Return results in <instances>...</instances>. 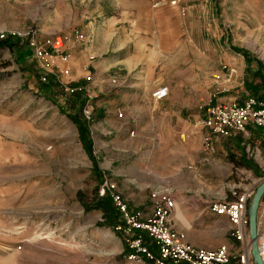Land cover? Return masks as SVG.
I'll return each mask as SVG.
<instances>
[{
  "label": "rangeland",
  "instance_id": "rangeland-1",
  "mask_svg": "<svg viewBox=\"0 0 264 264\" xmlns=\"http://www.w3.org/2000/svg\"><path fill=\"white\" fill-rule=\"evenodd\" d=\"M139 3L153 16L142 13L131 29V11ZM76 31L85 35V44ZM2 33L1 39L17 36L23 53L18 57L0 47V264H154L150 256L130 258L136 253L132 234L102 224L96 194L104 195L106 183L140 220L151 213H146L151 190L168 185L175 201V193L185 201L186 219L176 224L172 213L175 227L189 242L206 247L239 244L227 217L213 214L209 202L233 200L250 187L252 236L249 211L264 182V152L249 135L251 127L232 136L213 134L216 153L210 162L223 137L239 136L244 148L236 140L226 142L232 171L215 173L208 166V188L199 181L178 182L177 190L150 181L171 180L164 172L173 168L164 171V156H170L175 136L179 143L189 140L174 128L173 112L206 108L203 145L205 132L211 133L203 126L211 105L259 99L249 85L264 80V0H0ZM55 35L70 40L69 59L36 58L29 38ZM52 76L58 85L44 90L42 83ZM158 86L168 87L161 99L154 95ZM69 87L86 99L82 115L90 121L91 151L72 118L75 93ZM242 148L253 172L236 159ZM204 156L202 151V160L210 163ZM197 200L208 206L205 222L191 205ZM262 211L264 192L257 228Z\"/></svg>",
  "mask_w": 264,
  "mask_h": 264
},
{
  "label": "built area",
  "instance_id": "built-area-1",
  "mask_svg": "<svg viewBox=\"0 0 264 264\" xmlns=\"http://www.w3.org/2000/svg\"><path fill=\"white\" fill-rule=\"evenodd\" d=\"M76 34L77 41L85 44V35L79 31H76ZM0 36L4 37L5 34L2 33ZM69 42L70 40L62 35L45 37L41 40L35 37L29 38V46L35 57L44 61L47 60L48 55L67 61L70 57ZM43 79H46V76ZM68 89L73 92L75 87ZM167 94V86L159 87L154 93L156 99H161ZM203 124L206 130L208 127L211 129L210 134L205 132L202 145L204 159L210 162V156L216 153L213 134L232 136L239 132H247L250 125H253L258 127L264 136V101L255 96H249L241 104L211 105ZM106 189H109L107 183L102 187V195L105 194ZM251 193L252 188L247 187L240 193H234L236 196L233 200L219 198L209 202V208L213 214L227 217L231 235L239 242L238 245L222 243L215 247H206L189 242L173 223L172 213L176 208V201L172 196V188L168 185L151 190V213L148 217L142 218L141 215V220L140 214L136 215L137 219L131 217L120 194H112L122 217V221L114 228L128 235L132 234L129 241L136 253L131 254L130 258L141 260V255H146L150 256L154 264H258L255 253L264 264V211L261 212L258 221L256 237H250L248 234L247 206ZM134 229L138 234L134 232ZM144 235H147L151 243H154L153 251L150 245L146 244L147 239Z\"/></svg>",
  "mask_w": 264,
  "mask_h": 264
},
{
  "label": "crops",
  "instance_id": "crops-1",
  "mask_svg": "<svg viewBox=\"0 0 264 264\" xmlns=\"http://www.w3.org/2000/svg\"><path fill=\"white\" fill-rule=\"evenodd\" d=\"M131 12L133 13V15L130 17V20L133 21L131 23L132 25L130 26L131 29L137 28L136 23H137V20L139 19V16H141L142 13L146 17H148V14L152 15L151 11L148 10V8H146L143 3L141 4L139 3V10L137 12L135 11H131ZM126 14L128 16L131 13L128 12ZM137 25H138V28H141L139 23ZM125 28L127 29V26ZM52 60L55 61V58H52ZM56 62H59V60L56 59ZM221 79H222V75H221ZM169 93H170V89H169ZM184 110H186L185 111L186 114H182L181 113L182 110L178 109L176 113L175 112L172 113V116L176 119L174 128H176L177 131H181L182 133L183 132L188 133L187 135H188L189 140L187 142L179 143L178 140H176V136H175L173 140L176 142H175V145H173L172 149L170 150V152L172 151L170 153V156H164V163H163L164 168H165L164 171H167L169 167L173 168L172 172H169V171L164 172L166 173V175L171 174L170 175L171 180L165 176L164 178H162V180H160V182L158 181H154V182L150 181V182L156 183L154 185L170 184L173 188L177 190L176 183L178 182H183L186 180H188V182L193 181L192 185L195 184L196 186L197 182L199 181V182H203L204 184H206L208 188V168L209 167H210L209 168L210 171H214L215 173L219 171V172H222V174H225V173H229L232 171L233 164L231 160L229 159V152H228V151H231L232 149L230 148V146H228V144L226 145V142L230 140H236L237 143L235 142V144H240L241 146H242V142L239 140V136L223 137L219 142H217L218 149H217V158H215V161H212L210 163L204 162L202 160L203 129H202L200 121L206 116V113H207L206 108H203V106L201 105L199 109L195 110V105H194V106L184 107ZM250 127H251L250 129H252V131L254 132L250 131L249 135L252 138H256V140H259L256 143L260 144L264 152V137H262V135L260 134V131L255 126L250 125ZM222 143H224V145H222ZM232 146H234V144ZM243 148L241 150L237 149L235 151L236 154L239 155L238 157L236 156L237 160L243 157L248 158V154L246 151H244ZM170 158L171 160H169ZM243 166H244V171H247L248 173L249 171L253 172L254 166L250 167V166H246L245 164H243ZM205 195L206 197H208V194H205ZM194 196L197 197V193ZM198 196L203 199L202 193L199 192ZM175 198H176L177 206L173 212V219L175 223L178 224V221L182 219H186V216L184 215V207H183V204L185 203V201L182 198H180V196L178 197V193L177 194L175 193ZM191 205H193L192 207H194V209L196 210L195 213H196V216L198 217V220L203 219V222H205L207 218H205L203 214L210 213L208 211V206L205 205V202L199 203V201L197 200ZM146 207L147 206H145L144 208ZM150 209H151V206L149 205V209H148L149 211L146 213L149 214Z\"/></svg>",
  "mask_w": 264,
  "mask_h": 264
},
{
  "label": "trees",
  "instance_id": "trees-1",
  "mask_svg": "<svg viewBox=\"0 0 264 264\" xmlns=\"http://www.w3.org/2000/svg\"><path fill=\"white\" fill-rule=\"evenodd\" d=\"M0 47H7L11 51H15L18 54V57H22L23 51H21L20 48V39L17 36L14 35H8L5 39L0 38ZM58 85L57 80L52 76L48 78V81L42 83V88L44 90H52ZM249 88L255 92L257 95H259L260 100H264V80L261 81L260 84H254L252 86L249 85ZM262 91V92H259ZM74 95H72V105L71 107L75 110V115H72V118L76 122L79 133H80V139L84 143V146L90 148L92 147V139L89 137L90 133V121L88 119H85L82 115V108L84 107L86 99L82 97V95L79 93V91L75 90L73 91ZM239 161L246 166H252L253 162L246 157H243L239 159ZM97 168V166H96ZM96 206L100 207L104 212L105 220L102 224L106 225H116L118 221H122L121 215L119 210L115 207L113 198L111 195L110 190H106L105 194L103 196H100L96 194ZM91 206H88L87 208H90ZM146 239H149L147 235H144ZM152 246V245H150Z\"/></svg>",
  "mask_w": 264,
  "mask_h": 264
},
{
  "label": "water",
  "instance_id": "water-1",
  "mask_svg": "<svg viewBox=\"0 0 264 264\" xmlns=\"http://www.w3.org/2000/svg\"><path fill=\"white\" fill-rule=\"evenodd\" d=\"M263 192H264V182L262 183L261 186L258 187L257 193L255 195V198L253 200L252 206L249 211L251 235L254 238L257 235V210H258L259 202L261 200ZM255 256H256L255 258L258 264H263L260 258L256 255V253H255Z\"/></svg>",
  "mask_w": 264,
  "mask_h": 264
}]
</instances>
